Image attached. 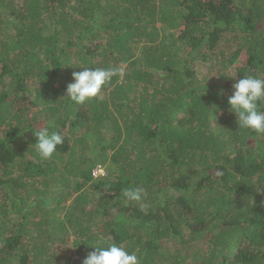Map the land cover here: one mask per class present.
Here are the masks:
<instances>
[{"label":"trees","instance_id":"16d2710c","mask_svg":"<svg viewBox=\"0 0 264 264\" xmlns=\"http://www.w3.org/2000/svg\"><path fill=\"white\" fill-rule=\"evenodd\" d=\"M122 61V84L66 99L80 66ZM244 76L264 78V0H0V264L112 243L141 264H264V138L227 105ZM44 127L64 137L49 160Z\"/></svg>","mask_w":264,"mask_h":264},{"label":"clouds","instance_id":"9594fccd","mask_svg":"<svg viewBox=\"0 0 264 264\" xmlns=\"http://www.w3.org/2000/svg\"><path fill=\"white\" fill-rule=\"evenodd\" d=\"M99 47L102 52L104 49L101 45ZM115 55L116 52L112 54L110 51L106 55V60L112 62V67L114 66ZM106 60L105 63H107ZM122 63V69L118 70L82 69L80 66L78 70L72 72L73 82L67 85L66 99L74 104L83 105L96 98L101 89L111 80L112 83L122 84L126 76L124 74L126 66H123ZM117 74L118 80L113 78ZM161 77L158 79L160 80ZM233 80L235 82L232 85V94L227 99V105L229 113L235 114L238 118V130H248L255 134L257 139L264 138V78L244 76ZM112 88H114V84H112ZM118 96L124 98V101L128 100L125 95V88ZM62 134L63 132L61 134L58 132L50 133L48 127L38 128L33 132L36 140L34 147L41 159L49 160L52 158L57 147L64 143ZM102 168L101 165H97L92 170V177L97 178L100 175H105L104 172L99 174L102 172ZM99 169L100 171H98ZM123 196L128 201L139 202L143 196V189L134 187L124 190ZM83 264H141V260L137 252H129L122 244L112 243L106 247H95V251L89 253Z\"/></svg>","mask_w":264,"mask_h":264},{"label":"rangeland","instance_id":"374dc122","mask_svg":"<svg viewBox=\"0 0 264 264\" xmlns=\"http://www.w3.org/2000/svg\"><path fill=\"white\" fill-rule=\"evenodd\" d=\"M205 1H208V0H205ZM158 2V6H162V1H157ZM238 2V1H237ZM181 11H185V8H182L181 9ZM226 37H224L221 41H220V45H219V49H223V48H225V46H226V40L228 39V36L227 35H225ZM220 38V37H219ZM94 44L95 45H97V44H99L98 42H94ZM77 50L79 51V52H81L82 54H87V50H86V47L84 46V45H82V44H79V43H77ZM68 55V54H67ZM67 55H65V56H67ZM75 55L76 56H80V54L76 51L75 52ZM88 55V54H87ZM109 65L110 66H112V62H109ZM122 65L123 66H127V63L126 62H123L122 63ZM165 75V74H164ZM161 79H163V76L160 78V80ZM6 89V88H5ZM0 90H3V87L2 86H0ZM227 95L229 96L230 95V92H227ZM64 103H65V105L64 106H66V101H64ZM57 106H59V105H57ZM63 107V106H62ZM63 108H65V107H63ZM94 149V148H93ZM92 149V150H93ZM103 170H102V172L101 173H99V174H103V172L105 173V169L104 168H102ZM98 171H100V169L98 170ZM216 186V185H215ZM217 186H221V184H217ZM216 186V187H217ZM77 193H75V194H73V196L72 197H70L69 199H68V204H67V206H68V208H69V206H73L74 205V203H75V199H76V197H77ZM193 198H191V200H192ZM70 209V208H69ZM63 216H65L66 217V215L64 214V213H62V215H61V219H63ZM199 228H201V227H199ZM70 244H72V243H70ZM68 247H71V249H73V251H75L76 249H77V247H76V245H74V244H72V245H69ZM199 249V248H198ZM206 252V251H205ZM207 254V253H206ZM73 260V258L70 260V261H72ZM202 261V260H201ZM200 262V261H199ZM64 264H66V261L64 260Z\"/></svg>","mask_w":264,"mask_h":264}]
</instances>
